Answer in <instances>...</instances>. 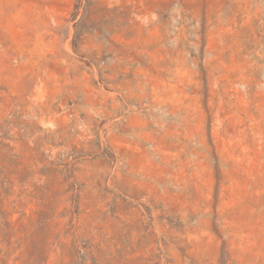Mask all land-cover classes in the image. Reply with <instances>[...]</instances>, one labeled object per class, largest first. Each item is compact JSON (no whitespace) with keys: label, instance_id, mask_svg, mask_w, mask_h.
Instances as JSON below:
<instances>
[{"label":"rangeland","instance_id":"rangeland-1","mask_svg":"<svg viewBox=\"0 0 264 264\" xmlns=\"http://www.w3.org/2000/svg\"><path fill=\"white\" fill-rule=\"evenodd\" d=\"M0 264H264V0H0Z\"/></svg>","mask_w":264,"mask_h":264}]
</instances>
